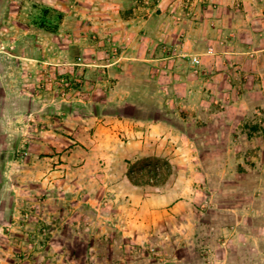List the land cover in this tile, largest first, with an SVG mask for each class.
Masks as SVG:
<instances>
[{
    "label": "rangeland",
    "instance_id": "374dc122",
    "mask_svg": "<svg viewBox=\"0 0 264 264\" xmlns=\"http://www.w3.org/2000/svg\"><path fill=\"white\" fill-rule=\"evenodd\" d=\"M225 1L0 0V264H264V58L217 93L171 34ZM135 141L164 184H128Z\"/></svg>",
    "mask_w": 264,
    "mask_h": 264
},
{
    "label": "crops",
    "instance_id": "0c3cea01",
    "mask_svg": "<svg viewBox=\"0 0 264 264\" xmlns=\"http://www.w3.org/2000/svg\"><path fill=\"white\" fill-rule=\"evenodd\" d=\"M92 2H96L97 0H91ZM109 4L115 9L114 4H121L123 0H107ZM253 0H245L243 3H240V0H226L223 4H219V12L217 11V18H203L200 22L196 23L198 25H192L189 31H171V34L177 37H186L185 45L187 47L186 50H191L192 54H203V62L206 69L211 73V77L213 78L212 86L214 88L213 91L216 90L217 93L225 92L226 89L229 91V86L234 85L236 81L231 80L232 75L239 74L242 70H247L248 66L245 65V62H240L239 60H235L236 54L239 52L245 53V47L250 46L253 43V47L255 51L259 52L261 56L264 58V7L262 12H258L257 9L251 5ZM250 2V3H249ZM259 5L264 6V2H259ZM121 5L118 6V12L120 11ZM208 9L211 10L212 5L209 4ZM259 7V6H258ZM247 11L243 12L242 10ZM96 8L90 9L91 14L88 15L87 18L91 20V23L94 25V29L100 32L101 20H99V14L95 13ZM94 11V12H92ZM207 11V10H206ZM89 12V10L87 11ZM261 14L256 17L257 14ZM89 14V13H88ZM210 15V14H209ZM127 18V22L130 27L128 29H134L135 18ZM227 20V22H226ZM248 20V21H247ZM250 20H252L250 22ZM241 24H245L243 29H250V31H238V28ZM246 21V23H244ZM179 26V23H176ZM197 27V28H195ZM183 28V29H182ZM181 30L187 29V26H183ZM179 29V27H177ZM176 29V30H177ZM242 29V30H243ZM128 35L131 34V31H127ZM147 32L154 38L155 42L158 41L159 36H163L166 34L163 31H134V35H140L139 43H141V37L146 36ZM232 34V35H231ZM241 34L247 35L245 40L242 39ZM150 37V36H149ZM243 48V49H240ZM185 49H178L181 54ZM247 49V48H246ZM153 50V49H151ZM249 59V58H248ZM250 61V60H248ZM235 62V63H234ZM240 63V64H239ZM251 64V63H248ZM240 69V70H239ZM264 68H262L263 71ZM255 70V69H248ZM249 72V71H248ZM209 75V79H210ZM250 75L255 76V74L251 73ZM260 77H252V79H248L252 82H261L264 86V74L259 75ZM216 87V89H215ZM232 94L236 92V89H232ZM263 92V91H262ZM235 96V95H234ZM128 125L122 126V129L128 130ZM120 132V131H119ZM131 141V140H130ZM130 141L128 143H130ZM133 146H138V149L134 150V157H128L126 164L123 169V175L127 179L129 185L140 186L134 184L127 176V169L131 159L137 158L143 154L142 145H137V141H135ZM148 185V184H141ZM143 227L147 226V222L143 221ZM156 224V221L154 222ZM130 232V231H129Z\"/></svg>",
    "mask_w": 264,
    "mask_h": 264
},
{
    "label": "trees",
    "instance_id": "16d2710c",
    "mask_svg": "<svg viewBox=\"0 0 264 264\" xmlns=\"http://www.w3.org/2000/svg\"><path fill=\"white\" fill-rule=\"evenodd\" d=\"M173 173L172 163L161 156H145L131 161L127 176L137 185H162Z\"/></svg>",
    "mask_w": 264,
    "mask_h": 264
},
{
    "label": "built area",
    "instance_id": "2783aa9c",
    "mask_svg": "<svg viewBox=\"0 0 264 264\" xmlns=\"http://www.w3.org/2000/svg\"><path fill=\"white\" fill-rule=\"evenodd\" d=\"M195 61H199V59L197 58V57H195V59H194Z\"/></svg>",
    "mask_w": 264,
    "mask_h": 264
}]
</instances>
